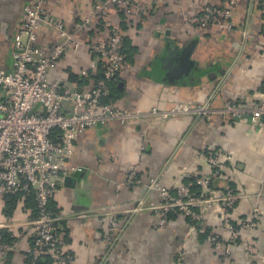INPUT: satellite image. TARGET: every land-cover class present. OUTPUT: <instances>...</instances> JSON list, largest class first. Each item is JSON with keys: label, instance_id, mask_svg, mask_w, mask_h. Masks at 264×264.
Instances as JSON below:
<instances>
[{"label": "crops", "instance_id": "0c3cea01", "mask_svg": "<svg viewBox=\"0 0 264 264\" xmlns=\"http://www.w3.org/2000/svg\"><path fill=\"white\" fill-rule=\"evenodd\" d=\"M28 1L0 0L2 70L13 68L14 41ZM95 1L103 0H47V12L66 22L81 40L79 48L65 53L49 72L50 79L60 80L62 92L94 87L93 75L101 59H96L91 45L108 38L110 32L102 19L80 26L92 16ZM138 1L143 10L136 17L116 5L108 7L107 19L122 28L130 45L119 90L115 85L109 90L119 92L114 105L144 113L154 106L167 108L177 102L197 106L208 101L209 110L165 120L157 116L125 123L113 119L80 133L72 163L81 170L64 176L51 202L62 251L74 264H221L220 253L207 235L190 231V221L183 214L172 212L168 224L159 225L150 202H160L161 194L149 191L146 184L160 176L164 185L176 189L192 177L206 175L208 155L222 151L224 172L213 179L212 188L219 194L232 187L243 197L225 216L213 207L206 217L227 235L229 221L249 219L259 207L260 222L251 231L240 230L241 240L231 242V250L235 264H264V116L254 124L247 114L223 112L230 101L248 109L264 101V1L238 0L231 28L189 20L206 5H222L226 0ZM55 40L56 30L39 29L38 45L52 46ZM92 62L96 71L82 75ZM3 97L0 88V100ZM70 104L65 101L66 108ZM133 165L142 183L117 189ZM141 199L146 203L137 210ZM4 205L0 197V224L8 221ZM111 215L120 222L121 233L109 225ZM248 238L258 246L259 255H250L244 248ZM27 247L22 241L13 251L0 250V264H23Z\"/></svg>", "mask_w": 264, "mask_h": 264}, {"label": "built area", "instance_id": "2783aa9c", "mask_svg": "<svg viewBox=\"0 0 264 264\" xmlns=\"http://www.w3.org/2000/svg\"><path fill=\"white\" fill-rule=\"evenodd\" d=\"M238 0H226L222 5H206L201 14L190 17L192 23L199 25H233L234 7ZM47 0H29L24 5V22L15 37L13 47V68L0 69V88L4 97L0 100V197L12 194L33 195L38 207L35 220L7 221L0 228H13L30 225L34 230V245L27 249L34 259L43 253H51L59 264H74L64 256L57 233L56 216L49 205L56 196L64 176L81 170L72 163L75 142L83 131L99 125L108 124L113 119L122 123L130 119L157 116L168 119L179 114H202L209 110V102L192 106L177 102L171 107H152L144 113L124 110L114 104L103 102L109 93L108 83L116 80L125 65L121 51L124 31L107 19L109 5H116L129 17L142 13L143 7L138 0L95 1L93 14L85 18L81 27H88L93 18L102 19L110 27L109 36L91 45L96 59L104 61L103 77L95 81L88 91L76 92L64 89L60 80L49 77L50 70L58 60L71 49H78L81 40L66 22L57 18L46 9ZM42 26L56 30V40L52 46L37 44L38 31ZM264 49V40L262 43ZM97 64L92 62L81 74L96 71ZM70 107H65V101ZM223 112L233 116L247 114L252 123L259 122L264 116V101L252 108L235 105L230 101ZM226 155L214 151L207 157L209 172L197 177L195 183L202 187L201 193L193 190L194 182L183 184L175 191L161 182L160 176H154L147 182L149 191H158L161 201L150 202V207L158 218L160 226H166L171 212H179L190 220V231L207 235L214 249L220 253L221 264H235L232 258L231 242L241 240L239 231H251L261 220V209L255 207L249 219L227 223V235L213 227L206 217L207 212L217 207L224 216L239 201L243 194L232 187L215 194L212 180L221 177L224 172ZM137 166L133 165L124 181L116 184L117 189L125 184H140ZM145 199L138 201L137 210L144 207ZM22 206V203H19ZM114 230H122L118 219L108 217ZM121 233V232H120ZM108 239H113L112 235ZM250 255H259V248L248 238L243 241ZM19 240L1 242L0 250L7 253L15 250ZM24 264H35L26 261Z\"/></svg>", "mask_w": 264, "mask_h": 264}, {"label": "trees", "instance_id": "16d2710c", "mask_svg": "<svg viewBox=\"0 0 264 264\" xmlns=\"http://www.w3.org/2000/svg\"><path fill=\"white\" fill-rule=\"evenodd\" d=\"M262 1H264V0H262ZM121 11L124 12L123 10H121ZM129 47H130L129 38L127 36H125V34H124L123 42L121 45V51L124 54L125 64L129 58V56H128L129 55L128 52L130 51ZM93 54L95 56H97L96 53H93ZM103 64H104V61H99V68L97 69L96 73H94L95 75H93L95 81L97 79L103 77V72H104ZM119 74H118L116 80H112L108 83L109 90L111 88V85L118 86V87H116V90H119L118 89L120 86L118 84V80L120 79ZM111 91H109V93L103 97V99H102L103 102L110 103V104H114L116 102L118 95H119V92L118 91L113 92V89ZM197 177H192L185 184H188L191 181L194 182L192 190L196 194H199V193H201L202 187L195 183ZM211 185L213 187V180H212ZM176 189H171V190L175 191ZM52 201H53V199L51 200V202ZM20 202L22 203V206H19ZM51 202H50L49 208H50V211L53 213L54 211L51 208ZM4 203H5V205L3 208V212H4L5 216L7 217L8 221H19V220H24V219L35 220L38 217V207H37V203H36V200L34 199L33 195H29V196L28 195L25 196L23 194L6 195V196H4ZM53 215L55 216L54 213H53ZM231 223H235V222H231ZM58 224H59V222L56 221L55 226L57 227ZM56 230H57V232L60 231L59 229H56ZM34 238H35L34 230H33V227L30 225H24V226L13 227V228H0V241L1 242H12V241L19 240V242L21 243L22 241H26L28 243V247H27V249H28L30 246L34 245ZM59 245L62 246L61 240H60ZM63 254H64V256H67L73 263V260H72L71 256L69 255V253L63 252ZM26 261H34L35 264H45V263H50L51 261L55 262L56 260L52 257L51 253H48V252L43 253L40 257H37L36 259H34L31 255H29L28 252H26V259L24 262H26Z\"/></svg>", "mask_w": 264, "mask_h": 264}, {"label": "bare ground", "instance_id": "6f19581e", "mask_svg": "<svg viewBox=\"0 0 264 264\" xmlns=\"http://www.w3.org/2000/svg\"><path fill=\"white\" fill-rule=\"evenodd\" d=\"M240 170V169H239ZM229 184V183H228ZM230 185V184H229ZM224 191V190H223Z\"/></svg>", "mask_w": 264, "mask_h": 264}]
</instances>
